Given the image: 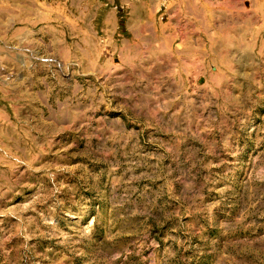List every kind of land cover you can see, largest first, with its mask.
I'll list each match as a JSON object with an SVG mask.
<instances>
[{
	"label": "rangeland",
	"instance_id": "rangeland-1",
	"mask_svg": "<svg viewBox=\"0 0 264 264\" xmlns=\"http://www.w3.org/2000/svg\"><path fill=\"white\" fill-rule=\"evenodd\" d=\"M0 264H264V0H0Z\"/></svg>",
	"mask_w": 264,
	"mask_h": 264
}]
</instances>
